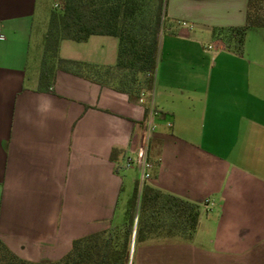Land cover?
Masks as SVG:
<instances>
[{
	"label": "crops",
	"instance_id": "obj_1",
	"mask_svg": "<svg viewBox=\"0 0 264 264\" xmlns=\"http://www.w3.org/2000/svg\"><path fill=\"white\" fill-rule=\"evenodd\" d=\"M59 1L0 0V238L21 258L48 262L109 228L122 173L139 183L148 108L147 183L215 213V245L231 247L224 236L255 240L264 232V28L248 31L241 55L212 34L245 25L248 0H166L154 89L143 103L62 70L53 92L38 90ZM118 47L115 37L92 36L62 41L59 55L113 66Z\"/></svg>",
	"mask_w": 264,
	"mask_h": 264
},
{
	"label": "trees",
	"instance_id": "obj_2",
	"mask_svg": "<svg viewBox=\"0 0 264 264\" xmlns=\"http://www.w3.org/2000/svg\"><path fill=\"white\" fill-rule=\"evenodd\" d=\"M166 0H62L53 7L44 36L38 90L53 92L62 70L140 99L154 89L159 43L165 24ZM264 28V0H248L246 23L219 27L214 38L243 54L249 30ZM92 36L119 40L117 62L99 66L63 59L60 44L86 42ZM149 109L146 110V118ZM143 125L146 130L145 121ZM118 152L114 150L113 157ZM200 205L139 183L118 208L109 228L78 238L60 259L32 262L19 257L0 238V264H132L134 244L169 239L192 241L200 224Z\"/></svg>",
	"mask_w": 264,
	"mask_h": 264
},
{
	"label": "rangeland",
	"instance_id": "obj_3",
	"mask_svg": "<svg viewBox=\"0 0 264 264\" xmlns=\"http://www.w3.org/2000/svg\"><path fill=\"white\" fill-rule=\"evenodd\" d=\"M38 26L41 25L38 24ZM153 127L154 129L148 142L149 149L152 135L155 132V125ZM151 157L148 152V161L150 164L149 173L152 175L153 164ZM122 176L126 178L123 200L122 204H120V207L123 209L128 196H131L134 191L135 184L132 183L133 177L130 178L127 173L123 172ZM152 179H148L147 182ZM201 211L200 224L194 240L169 239L161 242L134 244L131 263L144 264L143 261L153 262L154 258L163 256L164 258L167 257L166 261H164L165 264H264V242L262 241L264 240L262 239L264 232H259L255 240L249 238L241 242L232 241L227 236H224V241L231 244V247L224 248L214 243L219 236V232L216 229V214L212 212L206 213L202 209ZM242 242L245 244L253 242L256 246H241L239 243ZM190 244L193 245L192 248L187 247ZM156 263L160 264L157 261Z\"/></svg>",
	"mask_w": 264,
	"mask_h": 264
},
{
	"label": "built area",
	"instance_id": "obj_4",
	"mask_svg": "<svg viewBox=\"0 0 264 264\" xmlns=\"http://www.w3.org/2000/svg\"><path fill=\"white\" fill-rule=\"evenodd\" d=\"M0 30H1V23H0ZM145 95L143 94L139 100L140 103L144 102ZM146 124V136L144 138V141L142 145L140 146L139 150L136 153L135 158V164L137 165L139 171H140V179H139V186L140 189L143 188L144 184L147 183V180L151 178V174L149 173L150 164L148 161V150H149V139L151 136V133L154 129V123L152 120V117H147L145 120Z\"/></svg>",
	"mask_w": 264,
	"mask_h": 264
}]
</instances>
